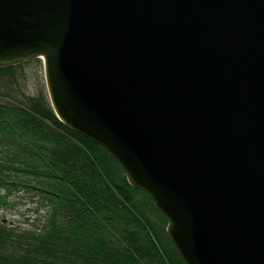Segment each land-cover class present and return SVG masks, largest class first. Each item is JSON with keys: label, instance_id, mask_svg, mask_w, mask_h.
<instances>
[{"label": "water", "instance_id": "1", "mask_svg": "<svg viewBox=\"0 0 264 264\" xmlns=\"http://www.w3.org/2000/svg\"><path fill=\"white\" fill-rule=\"evenodd\" d=\"M35 58L185 264H264V0H0V68Z\"/></svg>", "mask_w": 264, "mask_h": 264}, {"label": "trees", "instance_id": "2", "mask_svg": "<svg viewBox=\"0 0 264 264\" xmlns=\"http://www.w3.org/2000/svg\"><path fill=\"white\" fill-rule=\"evenodd\" d=\"M41 78L26 89L25 64ZM35 58L0 68V189H26L34 229L0 220V264H185L165 216L100 144L55 115ZM40 68V69H39Z\"/></svg>", "mask_w": 264, "mask_h": 264}, {"label": "rangeland", "instance_id": "3", "mask_svg": "<svg viewBox=\"0 0 264 264\" xmlns=\"http://www.w3.org/2000/svg\"><path fill=\"white\" fill-rule=\"evenodd\" d=\"M24 70L26 89L35 92L39 82L42 83L40 81L41 78L39 79L40 74H38L37 64H25ZM40 70L45 86L43 67ZM36 208H38V202L30 191L26 189H11L8 191L6 189H0V220L9 226L17 229H34V224L37 226L40 224V221L37 222L36 218L41 219L42 217L39 214L43 212L40 210L37 213Z\"/></svg>", "mask_w": 264, "mask_h": 264}]
</instances>
